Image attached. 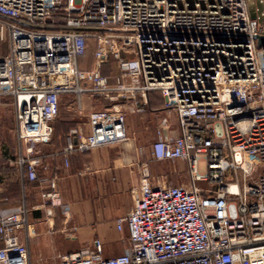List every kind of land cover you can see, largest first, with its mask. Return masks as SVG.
<instances>
[{
    "label": "built area",
    "instance_id": "obj_1",
    "mask_svg": "<svg viewBox=\"0 0 264 264\" xmlns=\"http://www.w3.org/2000/svg\"><path fill=\"white\" fill-rule=\"evenodd\" d=\"M57 22L69 29H47ZM0 28L9 41L0 103L13 99L18 141L11 164L40 184L36 208L48 217L68 212L56 180L41 177V147L53 139L63 95L76 97L81 113L83 97L109 104L88 112L93 131L67 157L128 141L125 115L143 113L154 92L178 121L176 138L157 130L152 154L184 162L187 182L143 178L117 221L128 233L124 252L105 257L97 239L57 264H264V21L250 16L247 0H0ZM90 47L94 66L83 70ZM110 60L113 81L101 71ZM4 187L0 264H30L29 209L2 205Z\"/></svg>",
    "mask_w": 264,
    "mask_h": 264
},
{
    "label": "crops",
    "instance_id": "obj_2",
    "mask_svg": "<svg viewBox=\"0 0 264 264\" xmlns=\"http://www.w3.org/2000/svg\"><path fill=\"white\" fill-rule=\"evenodd\" d=\"M4 42L8 44L7 54L8 35L0 28L1 50L4 49ZM93 53L91 47L86 57L80 59L81 69L93 68ZM101 71L112 81L119 73L114 60L104 64ZM7 101L14 108L15 132L13 99L7 98L5 103ZM5 103H0V109ZM81 103L85 110L83 113L77 109L76 97H61L52 119L53 142L45 145L41 151L47 167V170L41 172V177L56 180L61 200L68 207L66 215L59 207L54 209L52 218L47 216L45 209H37L43 202L40 184L24 181L20 172L16 168H9L7 159L0 155V185L5 186L2 205L26 204L31 228L36 233L29 242L30 264H57L58 255L93 246L97 239L102 242L105 257L122 254L128 233L126 228L118 230L117 221L132 211L134 195L141 180L152 179L148 163V154L152 155L153 146L148 144L152 121L158 119L157 130H162L163 138H176L180 135L176 115L165 108L163 96L154 92L149 94L148 105L144 107L143 113L127 112L124 121L128 141L96 148L85 154L74 152L67 157L66 149L76 146L81 137L93 131L88 112L103 111L109 105L88 96L83 97ZM74 130L77 133H73Z\"/></svg>",
    "mask_w": 264,
    "mask_h": 264
},
{
    "label": "rangeland",
    "instance_id": "obj_3",
    "mask_svg": "<svg viewBox=\"0 0 264 264\" xmlns=\"http://www.w3.org/2000/svg\"><path fill=\"white\" fill-rule=\"evenodd\" d=\"M248 10L250 16L257 18L260 16L261 21H264V3L259 0H247ZM8 51V44L4 42V49H0V55H4ZM1 103H5L3 100ZM14 108L7 101L5 106L0 109V155L7 159V166L11 169L15 167L11 164V161L16 158L18 141L14 132ZM126 117V115H125ZM151 136L149 137L148 144L152 145L156 139V130L158 127V119L152 121ZM54 139V138H53ZM52 139V142H53ZM51 142V143H52ZM50 143V144H51ZM44 146L41 147L43 152ZM141 152V150H140ZM148 163L152 171V182L167 183L171 185H181L187 182L188 176L186 172V165L182 161L168 162V161H156L153 154H148ZM200 172H206L205 163L201 162Z\"/></svg>",
    "mask_w": 264,
    "mask_h": 264
},
{
    "label": "trees",
    "instance_id": "obj_4",
    "mask_svg": "<svg viewBox=\"0 0 264 264\" xmlns=\"http://www.w3.org/2000/svg\"><path fill=\"white\" fill-rule=\"evenodd\" d=\"M48 30H51V31H61V30H68L69 28L63 24V23H60V22H57L55 25L53 26H50L47 28ZM91 48V47H90ZM89 48V49H90ZM88 49V51H89ZM52 142V141H51Z\"/></svg>",
    "mask_w": 264,
    "mask_h": 264
},
{
    "label": "water",
    "instance_id": "obj_5",
    "mask_svg": "<svg viewBox=\"0 0 264 264\" xmlns=\"http://www.w3.org/2000/svg\"><path fill=\"white\" fill-rule=\"evenodd\" d=\"M258 46L263 47L264 46V36L258 37Z\"/></svg>",
    "mask_w": 264,
    "mask_h": 264
}]
</instances>
